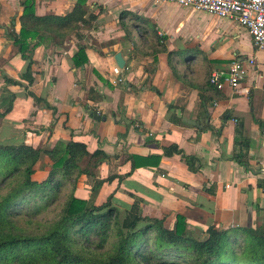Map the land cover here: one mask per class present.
<instances>
[{
  "label": "crops",
  "instance_id": "1",
  "mask_svg": "<svg viewBox=\"0 0 264 264\" xmlns=\"http://www.w3.org/2000/svg\"><path fill=\"white\" fill-rule=\"evenodd\" d=\"M76 1L34 0L35 12L66 15ZM19 2L0 0V99L6 88L26 109L16 129L7 119L14 103L0 119L4 141L14 144L20 138L45 150L72 139L89 152H104L108 160L94 174L112 177L101 193L108 191L121 213L137 202L147 217H166L172 224L182 216L194 238H202L211 225L264 232V127L254 122L264 124V50L253 48L242 26L156 0H86L96 16L91 27L62 48L37 47L35 80L25 89L24 82L6 86L3 80L19 81L27 66L8 37L20 29ZM81 47L87 62L76 68L73 56ZM117 53L125 60L123 69L115 65ZM251 58L253 65L245 63ZM235 61L246 66L239 88L213 91L207 85L210 73ZM91 89L94 100L88 98ZM28 91L44 103L36 104ZM172 146L192 159L193 170L180 155L162 156ZM240 152L246 153L247 166L233 159ZM155 155L162 156L158 167L131 172L129 156ZM41 161L48 171L49 160L41 156ZM78 185V194L89 199L86 178Z\"/></svg>",
  "mask_w": 264,
  "mask_h": 264
},
{
  "label": "trees",
  "instance_id": "2",
  "mask_svg": "<svg viewBox=\"0 0 264 264\" xmlns=\"http://www.w3.org/2000/svg\"><path fill=\"white\" fill-rule=\"evenodd\" d=\"M19 3L20 29L8 37L27 66L19 81L6 76L3 80L6 86L24 82L27 89L35 80V49L43 44L62 48L72 35L88 30L96 16L89 12L86 0H77L73 10L62 16H38L34 0ZM73 62L76 68L87 62L84 48H79ZM172 73L177 75L173 68ZM207 85L213 89L208 81ZM92 92L88 98L94 100ZM2 93L0 119L12 111L16 98L6 88ZM27 96L36 104L44 103L30 91ZM254 122L264 127L261 121ZM240 144L247 147V142ZM174 154L193 170L192 159L175 146L163 149L162 156ZM41 156L50 166L46 176L36 180ZM162 156H129L131 172L158 167ZM246 158L242 152L233 157L242 166H247ZM107 160L104 152H89L84 143L72 139L45 150L0 143V264H264L260 229L211 225L202 230V238H194L179 215L172 224L166 217H147L137 202L121 213L111 196L99 205L89 204L78 194L79 181L85 177L92 192L101 188L112 177L101 180L94 171Z\"/></svg>",
  "mask_w": 264,
  "mask_h": 264
},
{
  "label": "built area",
  "instance_id": "3",
  "mask_svg": "<svg viewBox=\"0 0 264 264\" xmlns=\"http://www.w3.org/2000/svg\"><path fill=\"white\" fill-rule=\"evenodd\" d=\"M179 7H191L219 19H228L242 26L251 37L255 50H264V0H156ZM253 65L254 59L245 61ZM244 62H233L226 69L213 70L209 85L216 91L236 90L246 76ZM118 75L117 68L114 69Z\"/></svg>",
  "mask_w": 264,
  "mask_h": 264
},
{
  "label": "rangeland",
  "instance_id": "4",
  "mask_svg": "<svg viewBox=\"0 0 264 264\" xmlns=\"http://www.w3.org/2000/svg\"><path fill=\"white\" fill-rule=\"evenodd\" d=\"M25 112H26V109L25 108H22L21 104L16 105V102L14 103V109H13L11 115L7 118V119H12L13 120L11 126L14 129H16L19 126V120L22 119L25 116ZM1 133H7L6 128L4 126H2L0 128V136H1L0 137V143H2V144H11V143H9L7 141H4V136H2ZM12 143L19 144V143H23V141L19 138V139H16L15 141H13ZM43 163H44L43 161L40 162V165L38 163V165H39L38 166V174H40V175L39 176H36V177L34 176V178L36 180H40L43 176H45L47 174V172H46L47 170L45 169L47 166L45 164H43ZM101 188H99V189H97L96 191H93V192L90 191L91 192V196L89 197V199L87 198V195L85 194L86 199H87V202L89 204H96V203H99V202H102L103 200H105V198L108 195V191H105V193L102 194L101 193V191H102ZM117 198L115 197V200H117ZM111 202H112V204L114 206L117 207L116 201H114L113 198H112ZM117 203H118V200H117ZM118 204L119 205H122V203H118ZM123 206H125V205H123ZM122 210L124 211L126 209H122Z\"/></svg>",
  "mask_w": 264,
  "mask_h": 264
},
{
  "label": "water",
  "instance_id": "5",
  "mask_svg": "<svg viewBox=\"0 0 264 264\" xmlns=\"http://www.w3.org/2000/svg\"><path fill=\"white\" fill-rule=\"evenodd\" d=\"M114 62H115V65L117 66L118 69H123L124 66H125V60L123 59V57L121 56L120 53H117V54L115 55V57H114ZM94 118H95L96 120H100L99 117H94ZM190 123H191L192 125H193V124L196 125V123H194V122H191V121H190Z\"/></svg>",
  "mask_w": 264,
  "mask_h": 264
}]
</instances>
